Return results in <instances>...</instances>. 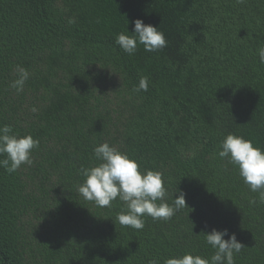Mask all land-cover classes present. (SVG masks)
<instances>
[{
  "label": "trees",
  "instance_id": "trees-1",
  "mask_svg": "<svg viewBox=\"0 0 264 264\" xmlns=\"http://www.w3.org/2000/svg\"><path fill=\"white\" fill-rule=\"evenodd\" d=\"M136 19L167 47L126 54L116 37ZM261 47L264 0H0V126L39 140L31 166L0 167V264L210 258L213 229L245 246L235 264H264V204L218 157L228 134L264 149ZM16 65L30 73L21 93ZM104 142L161 172L166 202L183 192L187 207L135 230L116 219L124 202L85 200L80 169Z\"/></svg>",
  "mask_w": 264,
  "mask_h": 264
},
{
  "label": "clouds",
  "instance_id": "clouds-1",
  "mask_svg": "<svg viewBox=\"0 0 264 264\" xmlns=\"http://www.w3.org/2000/svg\"><path fill=\"white\" fill-rule=\"evenodd\" d=\"M245 3V0H237ZM75 23V18L69 20ZM131 35L121 32L116 37V44L128 55L136 53L138 46L143 45L148 52H158L167 47V40L159 27L145 24L143 20L136 19ZM259 61L264 64V47L258 49ZM17 78L10 87L17 93L24 90L30 73L20 65L14 69ZM148 80L142 77L135 91H147ZM32 112L37 109L33 107ZM39 147V140L31 135L20 136L13 132L11 125L0 126V167L8 173L16 172L22 165L33 164L32 152ZM218 157L227 160L239 170L243 182L253 193H259L258 200H249V205L264 204V149L255 147L251 140L241 136L228 134L220 144ZM93 155L98 164L92 167H81L80 174L85 178L78 186V192L87 201L94 202L98 207H112L114 201L119 199L126 205V211L117 216L121 226L131 227L135 230L144 228L145 216L153 220H170L177 211L187 207L185 193L175 194L172 204L166 202L168 195L159 171L146 170L141 172L139 164L122 152L116 146L104 142L93 149ZM160 201V203H157ZM205 241L214 250L210 258L185 253L183 256L170 257L164 264H235V255L245 247L233 233L228 230L213 229L205 234ZM228 236V239H224ZM148 264H159L158 259H150Z\"/></svg>",
  "mask_w": 264,
  "mask_h": 264
}]
</instances>
